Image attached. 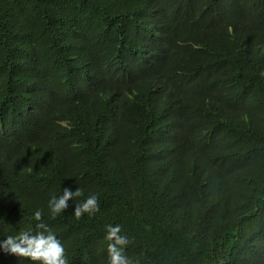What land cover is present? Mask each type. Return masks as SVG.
<instances>
[{"label":"trees","instance_id":"obj_1","mask_svg":"<svg viewBox=\"0 0 264 264\" xmlns=\"http://www.w3.org/2000/svg\"><path fill=\"white\" fill-rule=\"evenodd\" d=\"M37 209L68 264L109 224L132 264H264V0H0V239Z\"/></svg>","mask_w":264,"mask_h":264},{"label":"clouds","instance_id":"obj_2","mask_svg":"<svg viewBox=\"0 0 264 264\" xmlns=\"http://www.w3.org/2000/svg\"><path fill=\"white\" fill-rule=\"evenodd\" d=\"M82 195L79 188L64 187L62 195L52 196L47 203L50 214L55 217L69 208V201ZM97 195H89L82 203L73 206L75 218L85 213L98 211ZM33 219L38 221L35 231H21L17 235H8L0 239V252L16 257H25L38 264H68L64 245L52 230L42 221V211L37 209ZM120 225H107L105 239L111 241L107 246V264H132L123 254V245L127 238L120 235Z\"/></svg>","mask_w":264,"mask_h":264}]
</instances>
